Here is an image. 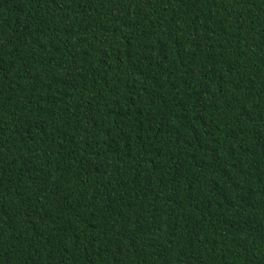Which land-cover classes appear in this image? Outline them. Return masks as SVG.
<instances>
[{"label":"trees","instance_id":"obj_1","mask_svg":"<svg viewBox=\"0 0 264 264\" xmlns=\"http://www.w3.org/2000/svg\"><path fill=\"white\" fill-rule=\"evenodd\" d=\"M0 264H264V0H0Z\"/></svg>","mask_w":264,"mask_h":264}]
</instances>
